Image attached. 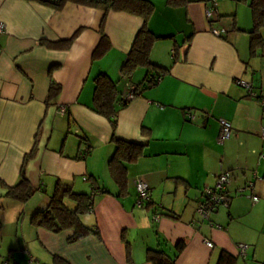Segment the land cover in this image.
<instances>
[{
    "label": "crops",
    "instance_id": "obj_1",
    "mask_svg": "<svg viewBox=\"0 0 264 264\" xmlns=\"http://www.w3.org/2000/svg\"><path fill=\"white\" fill-rule=\"evenodd\" d=\"M149 1L154 8L148 29L162 37L153 44L150 61L166 72L118 110L113 131L91 108L94 78L103 73L118 81L119 98L126 83L140 86L145 68L129 77L120 70L142 18L70 0L59 9L38 0H0L6 28L0 34V263L52 264L59 255L69 264H151L146 249L157 248L160 238L167 247L184 240L174 264H216L220 250L246 264L248 251L257 255L264 245L252 231L264 217V48L250 52V0H217L211 22L204 15L206 0L178 6ZM102 19L108 42L94 58ZM210 27L226 33L215 37ZM261 36L264 40V28ZM237 80L250 84V93ZM52 85L59 89L48 99ZM219 118L231 123L222 144ZM115 140L142 146V154L125 164L122 187L108 169ZM22 167L35 189L24 203L4 196L1 187L14 185ZM221 170L233 175L229 204L216 208L209 221L201 220L196 202ZM136 179L150 189L149 209L134 205ZM247 181L254 183L252 192L238 194ZM57 182L89 196L96 187L81 221L97 235L69 242L71 230L53 233L30 223L33 213L48 206ZM153 209L161 214L158 220ZM238 244L248 246L244 262Z\"/></svg>",
    "mask_w": 264,
    "mask_h": 264
},
{
    "label": "trees",
    "instance_id": "obj_2",
    "mask_svg": "<svg viewBox=\"0 0 264 264\" xmlns=\"http://www.w3.org/2000/svg\"><path fill=\"white\" fill-rule=\"evenodd\" d=\"M70 1L82 5L99 7L104 13L109 10H120L141 17L143 20L142 25L134 35L130 50L122 64L120 73L123 77H129L139 67L146 69L144 80L140 83L139 87L134 88L133 96L138 93V89H142L140 87H149L157 83L156 77L162 76L166 70L150 61L152 46L157 40L162 39V37L154 35L148 29V19L154 8L149 0H104L99 3L87 0ZM167 3L171 6H178L184 3V0H167ZM62 4L63 0L57 5L51 6L59 9ZM248 6L251 10L252 17V28L248 32L250 36L249 48L250 52L254 54L257 49L264 48V40H262L261 36V29L264 28V0H250ZM103 21L104 19H102L100 27L101 42L93 52L94 58L99 57L106 51L105 47L108 41L103 34ZM72 38L65 43H69ZM58 89V86L52 85L48 99L54 98ZM125 104L126 102H122L121 98H119L118 81L112 80L103 73L94 78L91 108L109 120L113 131L116 128L118 110ZM86 149L89 151V148L86 147ZM33 154L34 151L24 159V166L26 160L31 158ZM141 154L142 146L140 144L115 140V149L108 160V169L119 187L126 184L125 164L135 161ZM1 187L4 189V196L21 203L26 202L35 191L25 175L24 167H22L19 179L14 185L6 186L1 184ZM92 190L97 191L96 187L92 188ZM68 202H73L74 207L70 208ZM150 206L151 201L146 209H149ZM91 208V196L74 192L70 184L57 182L50 196L48 206L42 211L33 213L30 217V223L35 227H41L53 233L71 230L72 234L68 238V241L75 242L90 233L98 234L95 228L87 227L81 221V216ZM155 213L159 212L153 209L152 215ZM184 245V240H180L172 247H167L166 241L158 238L157 248L146 249V261L151 264H174L176 256L184 248ZM237 259L236 256L229 252L220 250L216 264H237ZM52 260V264H69L59 255H54Z\"/></svg>",
    "mask_w": 264,
    "mask_h": 264
},
{
    "label": "built area",
    "instance_id": "obj_3",
    "mask_svg": "<svg viewBox=\"0 0 264 264\" xmlns=\"http://www.w3.org/2000/svg\"><path fill=\"white\" fill-rule=\"evenodd\" d=\"M39 2L48 4V5H57L62 0H38ZM90 2H103L104 0H87ZM205 10L204 15L207 21L211 22L215 17V11L217 6V0H206L205 1ZM5 25L0 21V34L5 31ZM210 33L215 37H220L226 33V30L224 28H215L210 27ZM174 54V51H172V55ZM160 80V76L156 77V82ZM237 83L240 84L243 87L248 88V93H250V84L243 82L241 80H237ZM128 90L121 98L122 102H127L134 93V89L131 88L129 85ZM65 111V107L61 106L59 108V112L63 113ZM188 120L193 121L194 115L190 113L189 111L185 113ZM219 123V133L217 136V142L219 144L224 143L231 134V123L228 120H225L223 118L218 119ZM260 135L262 138H264V128H261ZM88 153V150L84 148L83 150L79 151V156L84 157ZM233 178L232 172L229 170H221L218 175L216 176V180L214 185L212 186H205L201 190L200 198L196 202L195 206V212L196 215L201 220H210V215L212 212L215 211L216 208L220 206H228L230 196L228 193V185L230 184L231 180ZM134 187H135V202L134 205L139 209H146L147 205L151 201V192L148 187V185L142 181L141 179H136L134 181ZM254 187V183L252 181H247L241 188L237 190V193L242 195L245 190L252 192ZM94 191L91 193V197L94 195ZM249 197L253 202L258 201V197L256 195H253L252 193L249 194ZM91 210V209H90ZM160 213H155L152 215V218L154 220H158L160 218ZM206 246L212 247V242L205 240L204 241ZM246 244H238V253L239 255L244 258L245 252L247 249ZM0 264H9L7 260L1 261ZM32 264H42L40 262H34Z\"/></svg>",
    "mask_w": 264,
    "mask_h": 264
},
{
    "label": "rangeland",
    "instance_id": "obj_4",
    "mask_svg": "<svg viewBox=\"0 0 264 264\" xmlns=\"http://www.w3.org/2000/svg\"><path fill=\"white\" fill-rule=\"evenodd\" d=\"M253 225V233L264 238V217L261 219L260 217L257 218ZM258 248L259 253L257 255H253L252 249L248 251L246 264H264V245H259ZM239 262H244L241 256L239 257Z\"/></svg>",
    "mask_w": 264,
    "mask_h": 264
}]
</instances>
